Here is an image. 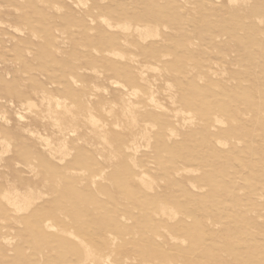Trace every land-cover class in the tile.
<instances>
[{"label":"rangeland","instance_id":"374dc122","mask_svg":"<svg viewBox=\"0 0 264 264\" xmlns=\"http://www.w3.org/2000/svg\"><path fill=\"white\" fill-rule=\"evenodd\" d=\"M234 2L0 0V264H264V0Z\"/></svg>","mask_w":264,"mask_h":264},{"label":"bare ground","instance_id":"6f19581e","mask_svg":"<svg viewBox=\"0 0 264 264\" xmlns=\"http://www.w3.org/2000/svg\"><path fill=\"white\" fill-rule=\"evenodd\" d=\"M229 1V3H230V1L231 2H233V1H235L234 3H236V1L237 0H228ZM105 19V18H104ZM103 20V19H102ZM260 21V20H259ZM125 24V23H124ZM109 26V25H108ZM110 27V26H109ZM125 29V28H124ZM136 29V31H139V32H143L142 34L143 35H145L144 34V32L146 31L147 32V35H148V29H147V27H145L144 29L142 28V29H139V28H135ZM144 30V31H143ZM138 32V33H139ZM151 32V31H150ZM149 32V33H150ZM126 42V41H125ZM119 55V54H118ZM145 68V67H144ZM143 71V70H142ZM141 77V76H140ZM120 85V84H119ZM136 91V90H135ZM134 91V92H135ZM138 92V91H137ZM134 95H136V93L134 94ZM155 95V94H154ZM59 99V98H58ZM64 100V99H63ZM44 101V100H43ZM34 102V101H33ZM48 102V101H47ZM28 103V102H27ZM125 103V102H124ZM133 104V103H132ZM138 104V103H137ZM12 105V104H11ZM23 105H25V104H23ZM27 105H29V104H27ZM51 105V104H50ZM60 105V104H59ZM127 105H130V104H126V106L125 107H128L129 109H130V107H132V105H130V107L129 106H127ZM22 106V105H21ZM48 106V105H47ZM60 106H63V105H60ZM72 106V105H71ZM66 107V106H65ZM124 107V108H125ZM134 107V106H133ZM132 107V108H133ZM135 107H137V106H135ZM29 108V107H28ZM56 108H58L57 106H56ZM67 108V107H66ZM65 108V109H66ZM69 108V107H68ZM132 108L129 110V112L132 110ZM62 109H63V107H62ZM127 110V109H126ZM70 111V110H69ZM90 111V110H89ZM176 111V110H175ZM17 113L19 112V111H16ZM49 112V111H48ZM129 112H128V117H129ZM132 113H133V110L131 111ZM184 112V111H183ZM182 112V113H183ZM108 113V112H107ZM113 113H115V112H113ZM132 113H130V115H131V117H132V122L135 124V122L137 121L136 119V116L134 117V115L132 116ZM16 114V113H15ZM24 114V113H23ZM52 114V113H51ZM110 114V113H109ZM108 114V115H109ZM134 114V113H133ZM18 115V114H17ZM48 115V114H47ZM111 115H113V114H111ZM121 115H123V112H122V114ZM189 116L191 115V114H188ZM187 115V116H188ZM19 116H20V114H19ZM19 116H17L18 117V120H23L24 118L26 119V118H28L27 116H24V117H21L22 119H20L19 118ZM23 116V115H22ZM71 116V115H70ZM50 117V116H49ZM51 117H52V115H51ZM124 117H126V116H124ZM44 118V117H43ZM127 118V117H126ZM24 119V121H26ZM29 119H30V121L32 120L31 119V117L30 118H28V121H29ZM51 119H53V118H51ZM62 119V118H61ZM72 119H74V117L72 118ZM39 120H41V119H39ZM54 120V119H53ZM60 120V119H59ZM91 120H93L94 121V119H92L91 118ZM28 121H27V123H28ZM42 121V120H41ZM40 121V122H41ZM130 121V122H131ZM47 122V121H46ZM45 122V123H46ZM88 122V121H87ZM90 122V121H89ZM57 123V122H56ZM90 123H93V122H90ZM97 122H95L94 123V125H97L96 124ZM98 123H99V121H98ZM137 123V122H136ZM43 124V122H41V125ZM47 124V123H46ZM73 123L72 122H70V123H68V125H72ZM120 124H122V123H120ZM28 125V124H27ZM39 125H40V123H39ZM45 125V124H44ZM42 125L43 126V128H45L47 125ZM117 125V124H116ZM75 126V125H74ZM26 127V126H25ZM50 127V126H49ZM71 127H73V126H71ZM71 127H69V129L68 130H71V132L72 131H74V133H75V130H73L74 128H71ZM95 127V126H94ZM97 127V126H96ZM30 128V127H29ZM28 128V126H27V128L26 129H29ZM39 128V127H38ZM71 128V129H70ZM76 128V127H75ZM31 129V128H30ZM29 129V130H30ZM40 129H41V127H40ZM67 129V127L66 128H64V127H62V125H60V124H54V125H52V128H51V134H48L47 136L45 135V137H44V135L42 136V138H44V140L46 141V143H47V145H48V148H49V151L51 152L52 150H57V151H59V152H64L66 149H68L67 148V142L65 141V130ZM97 129V128H96ZM101 129V128H100ZM33 130V129H32ZM31 130V131H32ZM37 129H35V131H36ZM44 129H42V131H43ZM93 130V129H92ZM92 130H90V131H92ZM105 130V129H104ZM103 130V131H104ZM127 130V129H126ZM34 131V132H35ZM46 131H48V133H49V130H46ZM45 130H44V132H46ZM89 131V132H90ZM93 131H95V130H93ZM93 131L91 132V134H93ZM130 131V130H129ZM141 131V130H140ZM37 132V131H36ZM131 132V131H130ZM33 133V132H32ZM38 133V132H37ZM39 133H40V131H39ZM38 133V134H39ZM95 134H94V136L96 135L98 138H100V139H103V137L101 138L99 135H97V133H96V131L94 132ZM105 133V132H104ZM37 134V135H38ZM41 134H42V132H41ZM90 134V133H89ZM129 134H131V135H134V134H132V133H129ZM106 135H107V133L105 134V136H104V139H105V137H106ZM137 135V133L134 135V136H136ZM138 135H140V137L141 136H143V134H138ZM39 136H40V134H39ZM38 136V137H39ZM101 136H102V134H101ZM133 136V137H134ZM144 136H146V135H144ZM93 137V136H92ZM132 137V138H133ZM138 137V136H137ZM41 138V137H40ZM139 138V137H138ZM144 138V137H143ZM94 139H95V137H94ZM93 139V140H94ZM103 139V140H104ZM133 139H137L136 137H134ZM141 139V138H140ZM98 140V139H97ZM103 140H100V142L101 141H103ZM134 141V140H133ZM135 142V141H134ZM45 143V142H44ZM89 143V142H88ZM98 143V142H97ZM96 143V146L97 145H102L103 144V142H101V143H98L97 144ZM104 143H105V141H104ZM107 143V142H106ZM135 144H138L137 142L135 143ZM93 146V145H92ZM103 147H104V145H102ZM100 146H98V148H99ZM93 148V147H92ZM96 148V147H95ZM110 148V147H109ZM47 149V148H46ZM98 150V149H97ZM101 150H102V147H101ZM101 150H99V151H101ZM55 154H57V153H55ZM114 155V154H113ZM103 156V155H102ZM115 156H116V154H115ZM103 159H104V157H103ZM7 191H9V190H7ZM6 191V192H7ZM4 193L3 195H4V197H5V194L7 195L6 196V199H8V201H10L11 202V204H13V205H15L16 207H18L19 209H23V208H25L27 205H28V203H30V201L34 198H36L35 196H38V190H35V188L34 187H29V190H23V189H20V188H17V187H11V189H10V191L9 192H7V193ZM44 195V194H43ZM40 197V196H39ZM38 198V197H37ZM36 198V199H37ZM34 202V201H33ZM30 205H31V203H30ZM29 205V206H30ZM17 208V209H18ZM27 209H29V208H27ZM164 209V208H163ZM16 210V209H15ZM23 210H25V209H23ZM18 211V210H17ZM27 211V210H26ZM87 250V249H86Z\"/></svg>","mask_w":264,"mask_h":264}]
</instances>
